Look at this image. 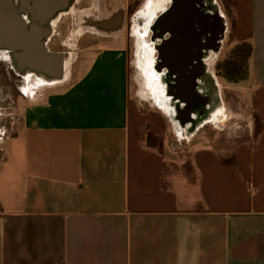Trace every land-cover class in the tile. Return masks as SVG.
I'll list each match as a JSON object with an SVG mask.
<instances>
[{"label":"crops","instance_id":"1","mask_svg":"<svg viewBox=\"0 0 264 264\" xmlns=\"http://www.w3.org/2000/svg\"><path fill=\"white\" fill-rule=\"evenodd\" d=\"M64 1L0 33V70L18 81L0 76V264H264V0L226 4L248 78L184 126L132 97L129 0ZM119 13L118 33L90 27ZM65 14L67 52L53 29Z\"/></svg>","mask_w":264,"mask_h":264},{"label":"flooded vegetation","instance_id":"2","mask_svg":"<svg viewBox=\"0 0 264 264\" xmlns=\"http://www.w3.org/2000/svg\"><path fill=\"white\" fill-rule=\"evenodd\" d=\"M8 1V6H0V26L4 29H0V33L11 31L15 34L25 12L32 19L30 27L40 25L38 5L32 2L26 5L23 0ZM215 4L222 15L223 7L216 1ZM163 9L154 12L148 32L155 51L154 70L165 86L170 106L175 113L177 110L178 121H186L188 113L200 118L215 110L220 100L213 80L217 77L223 80L216 64L228 38L225 17L222 15L220 19L205 0H172ZM146 97L156 106V96L149 89Z\"/></svg>","mask_w":264,"mask_h":264},{"label":"rangeland","instance_id":"3","mask_svg":"<svg viewBox=\"0 0 264 264\" xmlns=\"http://www.w3.org/2000/svg\"><path fill=\"white\" fill-rule=\"evenodd\" d=\"M147 0H129V13L127 16V22L125 25V31H124V35L125 37L128 39V46H129V57H130V61H131V68H130V76H131V93H132V97L138 102L139 107H143V108H147V107H152L154 109H158L156 106L153 105V100L152 99H148L147 96V92H148V86L146 87L145 85V78L143 76V71L141 70V67L139 65V61L138 60V52H137V46H138V42H137V35H136V31L137 30H141L140 32L142 34H144L143 36V43L144 42H151L150 41V33L147 35L145 34L143 29H138L137 25L139 23H136V17L135 15L137 13H139V11L141 10L142 6L146 3ZM217 5L219 7H223V11L221 9L222 15L225 17V21L227 24V29H228V22H227V18H228V11L226 10V4L228 3L229 0H215ZM168 5V4H167ZM166 5V7H167ZM161 13V12H160ZM159 13V14H160ZM158 14V15H159ZM71 15V14H70ZM69 14L66 16V14L64 15V17L62 18V20H60L58 23H56V25L54 26V31L56 30L57 33L56 35H58L59 40L62 39L61 37H63L62 41L63 43L66 41L65 46L68 47H63L62 45H59V50H64V51H68L70 50V46L71 49H75L77 44L75 43L73 45V43L71 42V30H72V26H71V16ZM144 17V16H142ZM142 27V26H139ZM230 29V28H229ZM228 32H227V36H228ZM70 40V41H69ZM142 43V44H143ZM141 42L139 43V46H142ZM144 45V44H143ZM235 45V43L233 42V38H227L226 42H224V45L222 47L221 50V54L218 56V62H217V66H219L221 63H223L225 61V59L228 57V54L230 53V50L232 49V47ZM144 47V46H142ZM80 60H82L84 58L85 55V50L81 47L80 51ZM215 65L213 66V69L211 70L212 72L214 71ZM0 76L4 79V83L5 84H9L10 87H8L7 91H11L13 92L15 90V88L17 87L18 81H17V77L14 76L13 72H10L9 74L4 73L3 71L0 70ZM11 78V79H7ZM223 78V77H222ZM216 81L218 82V84L222 85L225 90H222L221 87H219V90L221 89L222 91V95L224 97V99L222 100V102L219 100L218 101V106L216 107V110L219 109H224L225 108V96L230 95V93H232V91L230 92L227 88L229 87L228 85L230 84L229 82H227L224 78L223 80H220L218 77L216 78ZM229 83V84H228ZM21 84V83H20ZM29 89V88H28ZM227 89V90H226ZM11 92L8 94V98H11ZM237 96L239 94H236ZM231 96V95H230ZM236 96V97H237ZM230 102H234L235 105L239 102L236 103V101H230ZM222 103V104H221ZM231 103V104H232ZM234 105V104H233ZM214 111V110H213ZM169 131H170V124L168 127ZM170 135V141L171 144L174 142H177L176 140V136L174 134H169ZM187 142L186 140L183 141L180 145H182L180 148H184Z\"/></svg>","mask_w":264,"mask_h":264},{"label":"bare ground","instance_id":"4","mask_svg":"<svg viewBox=\"0 0 264 264\" xmlns=\"http://www.w3.org/2000/svg\"><path fill=\"white\" fill-rule=\"evenodd\" d=\"M172 0H147L146 3L142 6L139 13L135 15L136 23H139L137 26L138 29H143L145 34H148L151 31V20L153 18L154 12L157 10L164 11V6L169 4ZM206 5H211L213 7V13L218 14L220 19H222V15L219 11V8L215 4V0H205ZM144 16V17H142ZM142 26V27H139ZM141 30H137V52H138V60L141 70L143 71V76L145 78V85L148 86V89L155 94L156 96V107L167 114L170 118H173L175 111L172 106H170L171 100L166 97L165 95V86L162 84L160 76L154 70V49L151 46V42H144L142 41L144 34L140 32ZM141 42L142 46H139ZM1 54V53H0ZM8 55V54H7ZM72 55H69L65 59V76L68 74V69L71 63ZM11 62V61H10ZM34 74V73H33ZM43 78V77H42ZM41 77L36 78L37 83L45 84L46 81L43 80ZM47 79V78H46ZM54 82V81H53ZM57 82V81H55ZM50 83V82H49ZM214 88L217 90V98L219 99V88L217 82L213 80ZM41 86V85H40ZM203 92V89L202 91ZM216 94V91L214 95ZM234 107V106H233ZM236 109V108H235ZM222 110V109H219ZM222 113V112H221ZM219 118H215V121Z\"/></svg>","mask_w":264,"mask_h":264},{"label":"water","instance_id":"5","mask_svg":"<svg viewBox=\"0 0 264 264\" xmlns=\"http://www.w3.org/2000/svg\"><path fill=\"white\" fill-rule=\"evenodd\" d=\"M50 1H58V5L50 7L49 4ZM9 3L8 0H0V6L4 5V6H8L7 4ZM41 6L39 7L38 11L39 13L42 14V17H52L55 15H59L61 12H64L67 10V5H65V1L64 0H41L40 1ZM2 16H0L1 18ZM45 22L43 21V24ZM48 22H46L47 25ZM93 30L100 32V33H107V34H111V33H118L121 29H122V15L116 14L114 15L112 18H110L109 20H105L103 22H95L93 24H91L90 26ZM1 29V26H0ZM3 30V29H1ZM0 30V31H1ZM64 57L59 55L55 58V66L54 68L49 71L51 72V76L60 79L62 77V62H63ZM174 100H176V98H173ZM180 103H184L183 101H179ZM177 113V110H176ZM194 114L188 113V117L187 120H180L181 126H184L187 123L192 122L191 116ZM178 120V117H177ZM203 120V119H202ZM198 123H201V120H199ZM193 124V123H192Z\"/></svg>","mask_w":264,"mask_h":264},{"label":"trees","instance_id":"6","mask_svg":"<svg viewBox=\"0 0 264 264\" xmlns=\"http://www.w3.org/2000/svg\"><path fill=\"white\" fill-rule=\"evenodd\" d=\"M252 47L247 43L235 44L228 57L218 66L219 75L229 83H240L248 78Z\"/></svg>","mask_w":264,"mask_h":264}]
</instances>
